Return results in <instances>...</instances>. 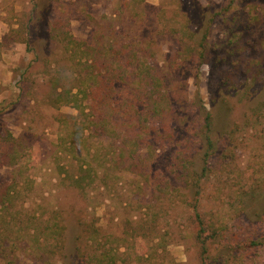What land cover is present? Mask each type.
<instances>
[{
    "label": "rangeland",
    "instance_id": "obj_1",
    "mask_svg": "<svg viewBox=\"0 0 264 264\" xmlns=\"http://www.w3.org/2000/svg\"><path fill=\"white\" fill-rule=\"evenodd\" d=\"M184 1L186 0H0V119L16 138L13 153L11 151L6 156L2 165V174L9 181H13L14 176L19 178L24 208L31 214L38 216L57 206L68 210V255L73 252L79 227L75 216L85 213L101 227L102 234L106 236L105 239L102 235V239L107 246L120 250L122 255L117 264H139L137 256L140 255H143L140 257L141 260L143 258L141 264H199L198 248L191 237L198 224L193 222L196 211L183 207L172 209L159 199V192L154 193L148 188L150 161L143 155L151 157L153 149L145 150L143 147L135 151L137 165L129 161L125 169L119 167L118 172L106 173L104 165H101L106 162V166H111L110 160L120 153L117 146L121 144L120 132L128 129L125 123H130L126 116L129 113L125 110L129 107L131 98L138 99V95L146 97L152 90L139 86L136 82L130 85L131 80L127 78L130 70L125 68L121 58H130L129 55L135 51L139 59H134L136 61L131 65L140 66L146 62L154 71L166 69V62L177 57L175 52L179 41L166 35L159 16L166 10L175 14ZM227 1L200 0L204 6L215 3L217 8ZM244 5L246 7L241 12L246 14L250 5L249 2ZM215 8L214 6V10ZM260 11L252 10L254 14ZM231 13L235 14L234 11ZM208 17L209 15L204 21L207 22ZM59 20L62 25L58 27L59 30H64L61 36L65 37L62 41L66 48L52 38L51 27ZM29 28L33 31L30 38ZM54 33L56 34L55 31ZM226 34V20L220 17L210 29L209 46L218 44ZM70 35L88 40L94 49L92 60L96 57L106 59L101 77L107 80V89H110L108 86L111 81L114 80L115 84L110 93H102L99 97L97 92L98 105L94 106L89 98L93 87H98L97 82L91 81L90 88L87 86L82 93H78L79 99L84 100L79 104L84 106L86 115H80V109L73 103H58L60 105L56 106L50 101V94L58 82L57 76L62 74L60 80L65 78L62 84L71 87L75 77L86 73L88 69L91 71V62L87 64L85 57L80 58V50L67 42ZM74 54H79L75 60L70 57ZM77 60H81L82 64L78 65ZM183 66L188 70V80L185 83L188 98L194 100L199 107L216 111L212 96L217 91L216 83L220 78L218 72H213L210 63H204L198 68L187 63ZM121 72H124V76L120 77ZM25 75L28 80L24 81ZM125 82V92L118 90ZM20 86L24 87L23 91ZM134 86L135 95L130 93ZM77 91L74 87L73 92ZM178 91L175 86L169 88L174 99ZM144 100L146 98L142 102ZM231 101L234 102L235 99ZM168 106L167 99L164 98L158 104L157 111L160 109L166 112ZM247 108V104L242 102L235 103L231 112L224 108L222 121L226 122L228 115L242 119ZM163 118L162 126L166 125V119ZM84 120V134L75 133L74 129ZM261 121L255 127L236 135L230 154L235 155L234 163L238 167L230 172L233 167L230 169L229 166L220 165V169L227 173L216 174V171L213 173L211 170L209 176L205 177L202 184L205 187L199 196L200 213L204 218L209 220L213 216L218 225L239 231L241 237L245 238L247 231L241 225L242 219L246 215L256 220L259 218L250 211L253 208L246 209L243 213L240 195L245 194L241 186L264 178V119ZM94 127L101 130H94ZM87 150H98L93 164L98 177L95 176L97 181L94 188L89 189L84 198L77 191L66 189L65 184L69 180L65 170L74 171L82 159L87 158ZM128 150L129 148L124 154ZM160 150L163 147L160 146ZM246 201L249 204L254 202L247 198ZM259 220L256 225L260 228V237L256 236L261 245L251 253H243L239 257L222 251L224 257L229 258L228 264H264V218L260 217ZM139 234H148L155 241H137ZM155 242L161 248L166 246V249H160L156 254L152 250ZM8 249V260L0 259V264H54L51 262L54 259L46 258L44 249L31 244L29 236L23 232L13 235ZM211 251H217V248ZM56 262L69 264L67 259Z\"/></svg>",
    "mask_w": 264,
    "mask_h": 264
},
{
    "label": "trees",
    "instance_id": "obj_2",
    "mask_svg": "<svg viewBox=\"0 0 264 264\" xmlns=\"http://www.w3.org/2000/svg\"><path fill=\"white\" fill-rule=\"evenodd\" d=\"M245 2H249L250 10L243 14L241 10L246 7ZM214 6L218 7L215 3L204 6L200 0H186L180 3V10L175 14L167 10L162 11L159 16L161 27L166 35L179 41L175 52L177 57L166 62V69L154 71V68L146 62L140 66L134 64L132 66L131 63L139 59L135 51L129 55L132 60L121 58L125 68L130 70L127 75V78L131 80L130 85L136 82L137 85L152 90L150 94H146V97L138 95V99L131 98L129 107L125 110L129 113L126 116L129 117L130 123H125L128 129L120 132L121 144L117 146L120 153L110 160L111 166H106V162L101 164L104 165L106 173L118 172L119 167L125 169L129 161L137 165L135 151L143 147L145 150L153 149L151 157H148V154L143 155L150 161L151 177L148 188L154 193L159 192V199L172 209L183 207L196 211L193 222L198 224L191 237L198 248L199 264H228L229 258L224 257L226 252L235 257L243 253H251L253 249L261 245L258 240L260 228L256 222L260 221V217L264 218V178L241 186L245 193V196L240 195L243 213L246 209L253 208L250 211L257 218L259 217L256 220L246 215L242 219L241 225L247 231L246 238L241 237L239 231L235 232L228 226L218 225L213 216L208 220L200 213L199 196L202 195L205 187L202 185L205 177L209 176L211 170L213 173L216 171V174L227 173L220 169V165L229 166L230 169L233 167L230 172L237 168L238 166L234 163L236 157L230 154L236 135L255 127L256 124L262 123L261 119H264V0H228L215 10ZM253 9L261 11L254 14ZM232 11L235 14L231 13ZM208 15L206 22L204 20ZM220 17L226 20L227 34L218 44L209 46L210 29ZM61 23L59 20L52 27L50 26L52 38L66 48L62 41L65 37L61 36L64 30H59L58 27L62 25ZM53 31L56 34H53ZM28 34L29 38L32 37L31 28ZM67 42L74 44L80 50L81 59L85 57L87 64L91 62V71L88 69L86 73L75 77L71 87H66L65 83L62 84L65 79L60 80L62 74L57 76L58 82L50 94V101L56 106L60 105L58 103H73L80 109V115H86L84 106L79 104L84 100L79 99L78 93H82L87 86L90 88L91 81L97 82L98 87L96 89L93 87L89 100L93 106L98 105L96 102L102 93H110V89L115 88L114 80L108 86L110 89H107L105 84L107 80L101 77L106 59L100 60L96 57L92 60L94 49L88 40L70 35ZM78 55L74 54L70 57L75 60ZM77 61L78 65L82 64L81 60ZM185 63L197 68L204 63H210L213 66V72H218L220 78L216 83L217 91L212 96L216 111L206 110L204 106L199 107L186 95L185 83L188 80V70L183 66ZM96 68L98 71L95 75L98 80L94 76ZM26 75L24 81L27 79ZM119 76H124V72H121ZM125 83L118 90L125 92L129 81ZM171 86H175L177 91L180 89L175 99L173 93L169 92ZM74 87L78 89L76 93L73 92ZM21 90H24L23 86ZM135 90L134 86L130 93L135 95ZM86 96L89 97V94ZM144 98L146 100L142 102ZM164 98L169 104L167 111L160 109L157 111L158 104ZM233 99H235L234 102L231 101ZM241 102L246 103L248 107L243 118L239 120L228 115L227 121H222L221 114L224 108L231 112L235 108V103L241 104ZM160 117L166 119V125L162 126ZM85 126L84 120L77 127L75 126L74 132L84 134L82 130ZM98 129L101 130L99 127H94V130ZM15 139L6 123L0 119V259L8 260L9 241H13V235L16 232H23L24 235L29 236L31 244L36 245L38 249H44L46 258L54 259L51 260L54 264L57 263L56 260L65 261L66 259L69 264H117L122 255L120 250L107 246L106 241L102 239L101 227L93 219L90 220L85 213L75 216L79 227L73 243V252L68 255L70 240L66 223L69 216L68 210L57 206L53 210L44 211L35 216L24 208L25 202L20 194L19 178L14 176L13 181H9L2 174V165L6 156L11 154ZM160 146L163 150L159 151ZM127 148L129 150L124 154ZM97 151L87 150L85 154L87 158L82 159L74 171L65 170L69 180L65 184L66 189H73L84 196L89 189L94 188L98 177L96 166L93 165L98 155ZM215 159L216 161H213ZM249 180L252 179L249 178ZM246 198L254 202L249 204ZM147 235L139 234L136 240L155 241ZM103 237L106 239V236L103 235ZM214 248H217V251H211ZM160 249L164 251L166 246L161 248L160 244L155 242L152 250L157 254ZM142 256H137L139 264L143 261V258L142 260L140 258ZM148 258L151 257L148 256Z\"/></svg>",
    "mask_w": 264,
    "mask_h": 264
}]
</instances>
